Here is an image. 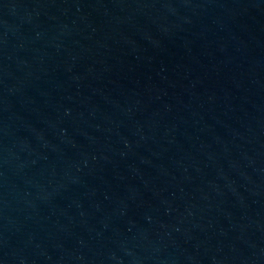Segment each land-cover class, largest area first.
Returning a JSON list of instances; mask_svg holds the SVG:
<instances>
[{
    "label": "water",
    "instance_id": "water-1",
    "mask_svg": "<svg viewBox=\"0 0 264 264\" xmlns=\"http://www.w3.org/2000/svg\"><path fill=\"white\" fill-rule=\"evenodd\" d=\"M0 264H264V0H0Z\"/></svg>",
    "mask_w": 264,
    "mask_h": 264
}]
</instances>
